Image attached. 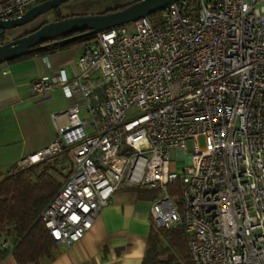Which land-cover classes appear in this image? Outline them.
I'll return each mask as SVG.
<instances>
[{
	"label": "built area",
	"instance_id": "1",
	"mask_svg": "<svg viewBox=\"0 0 264 264\" xmlns=\"http://www.w3.org/2000/svg\"><path fill=\"white\" fill-rule=\"evenodd\" d=\"M40 1L0 0V19ZM75 64L31 82V97L59 86L78 101L49 145L14 164L67 150L39 213L53 241L79 240L115 189L138 186L155 191V226H182L192 264H264V0L170 2L155 21L97 31Z\"/></svg>",
	"mask_w": 264,
	"mask_h": 264
},
{
	"label": "crops",
	"instance_id": "2",
	"mask_svg": "<svg viewBox=\"0 0 264 264\" xmlns=\"http://www.w3.org/2000/svg\"><path fill=\"white\" fill-rule=\"evenodd\" d=\"M82 47L83 44L71 43L0 63V177L18 159L55 139L56 126L65 121L61 112L78 99L64 96L59 86L38 98L31 97V82L58 68L73 74ZM53 113L57 114L55 118L51 116ZM151 190L121 185L79 240L69 244L54 242L48 257L43 255L37 261L24 263L6 250L0 264H141L148 235L155 226L149 214Z\"/></svg>",
	"mask_w": 264,
	"mask_h": 264
},
{
	"label": "trees",
	"instance_id": "3",
	"mask_svg": "<svg viewBox=\"0 0 264 264\" xmlns=\"http://www.w3.org/2000/svg\"><path fill=\"white\" fill-rule=\"evenodd\" d=\"M161 10L149 14L152 21L157 20ZM69 34L59 35L57 39ZM93 35L74 40H83ZM72 41L57 40L28 54L59 49ZM68 164L69 156L65 150L61 157L55 156L51 160L40 159L19 168L13 165L0 177V233L7 231L10 240L9 248L0 250V258L6 250L11 251L20 263L37 261L43 255H50L49 249L54 241L39 213L59 187L61 179L67 173ZM161 256H166L165 260H161ZM171 263L191 264L183 228L180 224L168 228L154 226L148 235L141 264Z\"/></svg>",
	"mask_w": 264,
	"mask_h": 264
},
{
	"label": "water",
	"instance_id": "4",
	"mask_svg": "<svg viewBox=\"0 0 264 264\" xmlns=\"http://www.w3.org/2000/svg\"><path fill=\"white\" fill-rule=\"evenodd\" d=\"M66 0H43L29 6L17 17L0 19V29L12 28L28 22L37 15L57 6ZM176 0H132L125 5L102 13L68 15L59 19L45 21L35 28L12 39L0 43V63L56 42L71 41L91 35L110 26L129 23L139 16L149 15L163 9ZM69 35L57 39L59 35Z\"/></svg>",
	"mask_w": 264,
	"mask_h": 264
},
{
	"label": "rangeland",
	"instance_id": "5",
	"mask_svg": "<svg viewBox=\"0 0 264 264\" xmlns=\"http://www.w3.org/2000/svg\"><path fill=\"white\" fill-rule=\"evenodd\" d=\"M132 0H66L58 4L57 6L37 15V17L32 18L26 23L21 25L0 29V43L5 42L9 39H12L26 31L31 30L35 26H37L42 21H50L59 19L68 15H81L86 13H102L110 9L118 8L123 6L126 3L131 2ZM92 37L83 39V40H73L71 43L74 45H81L85 43H89ZM17 58V57H16ZM15 59V58H13ZM83 111L81 110V113ZM58 113V112H57ZM62 113V112H61ZM59 114V113H58ZM52 118L53 115L51 114ZM198 146L203 145V137L198 136L196 138ZM192 148V142L190 140L186 141V150H190ZM65 153L61 147L47 154L44 160H51L53 157L58 156L61 157ZM169 158L174 163V168L177 172H180L183 165L186 162V159L183 157H178L175 149H171L169 151ZM63 170L65 169L64 166ZM58 179H61L60 176H56ZM155 196V191L151 190L150 197L153 198Z\"/></svg>",
	"mask_w": 264,
	"mask_h": 264
},
{
	"label": "flooded vegetation",
	"instance_id": "6",
	"mask_svg": "<svg viewBox=\"0 0 264 264\" xmlns=\"http://www.w3.org/2000/svg\"><path fill=\"white\" fill-rule=\"evenodd\" d=\"M36 17H37V16H36ZM43 22H45V21L40 22L38 25H40V24L43 23ZM38 25H37V26H38ZM37 26H35V27H37ZM35 27H34V28H35Z\"/></svg>",
	"mask_w": 264,
	"mask_h": 264
}]
</instances>
